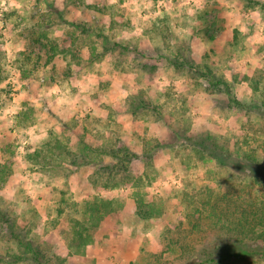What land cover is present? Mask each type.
I'll return each instance as SVG.
<instances>
[{
  "label": "rangeland",
  "instance_id": "374dc122",
  "mask_svg": "<svg viewBox=\"0 0 264 264\" xmlns=\"http://www.w3.org/2000/svg\"><path fill=\"white\" fill-rule=\"evenodd\" d=\"M44 33L60 47L77 39L81 62H47ZM54 140L77 155L49 167L31 160ZM196 141H229L241 158L223 165L198 155ZM84 143L140 153L132 178L111 177L104 165L118 161L86 156ZM246 155L260 167L246 166ZM0 166V209L67 264L180 263L179 224L188 228L190 212L209 213L226 192L237 221L245 210L264 213V0H0ZM96 200L107 208L89 211ZM84 219L91 233L72 247ZM221 225L206 220L183 236L233 248L236 264H264V238L231 244ZM2 226L0 264H17L22 253Z\"/></svg>",
  "mask_w": 264,
  "mask_h": 264
},
{
  "label": "trees",
  "instance_id": "16d2710c",
  "mask_svg": "<svg viewBox=\"0 0 264 264\" xmlns=\"http://www.w3.org/2000/svg\"><path fill=\"white\" fill-rule=\"evenodd\" d=\"M78 27H81L80 25ZM88 30L86 28H82V33H87ZM102 32V31H101ZM48 37L46 33H44L43 37ZM100 36H103L105 38H108L106 35H103V33H100ZM49 38V37H48ZM77 41V39H76ZM76 41L73 40L71 43L72 45L70 47H60V44L52 39L49 38L48 45L45 46L47 51V56L49 57L47 59V62H50L53 60L56 56L65 55V57L69 56L68 58L74 61H77L78 64L81 62V55L78 50H75ZM43 44V43H42ZM39 58H42L40 55ZM38 58V59H39ZM31 59V54L26 56V60L29 61ZM72 62V61H71ZM20 69L25 68V63L20 62L19 64ZM26 69L33 73L32 69L27 68ZM29 110L33 111L32 108H29ZM31 116V115H28ZM212 139V137H209ZM214 140V138H213ZM192 149L200 156H204L205 154L210 158H217L219 159L223 165H232L234 166V157L240 159L241 155L239 152L234 151V149L231 148L230 142L226 141L223 145H216V146H205L203 141H196V143H193ZM153 145L146 144L142 147V154L143 155H150V152L153 150ZM84 149L83 152L86 154V156L93 158L94 160H98V158L94 157L93 155L96 152L105 153V154H111L113 158H115L118 163L114 166H108L104 165V170L110 171L109 175L111 177L114 176V174L118 173L120 174V171H129L127 175V178L131 179L132 175L130 172V166L133 162V159L138 158L140 153H133L130 151L129 148L126 147H115L110 146L109 149L102 148L98 149L95 148L91 144L84 143ZM50 150L49 152L44 151H36V153L32 156L30 155V158L32 161L36 163H40L44 167H49L54 163V157L65 159V157H75L77 155V152L69 149L67 145L62 143L61 141L54 140L53 143H51L50 147H48ZM55 149V150H54ZM51 153H54L51 155ZM36 156V157H35ZM35 158L37 160H35ZM150 158V157H149ZM247 162L246 166H249L250 169H258L260 167V164L256 159L253 157L246 155ZM253 159V160H252ZM241 162V161H240ZM238 163V162H237ZM243 167V166H242ZM0 166V173H4L6 168H2ZM116 172V173H115ZM1 174V175H2ZM0 175V176H1ZM113 181H107L105 183V188L107 187H115L118 184L124 183L127 180L123 177L121 180L116 181L115 179H112ZM100 201V202H99ZM95 201L92 205L87 204V208L89 211H96L100 212L102 208H107V201L105 200H99ZM211 204L209 213H205L203 211H197V212H190V215L188 216V225L189 227L186 228V224L180 223L178 227L177 232V238L172 242L173 244L176 243L178 240H182V246H181V254L179 256L180 263L176 264H236V260L238 259L237 253L234 252L233 248L224 247L221 244L216 245L213 249H211L209 246L205 245V243L200 240L198 245H194L192 242L187 243L188 235L193 236L198 232L202 225L206 220L215 221L217 220V224H222L219 226L222 230L227 229V231L223 234V237L227 239L228 241H231V244L239 243L243 246H247L248 243H252L257 245L258 238H264V231H262V235L259 233V229L263 228L264 226V213L262 211H259V208H256V210L251 213V215L248 214V211L241 212V217L244 218L243 221L236 220L235 216H237L238 209H236V202L234 201V193L226 192L221 196L215 197L214 201L209 202ZM257 207V206H256ZM139 212L142 213L145 217L151 216L153 214L154 210L148 209L147 205L140 204ZM147 216H146V215ZM84 223L79 222L76 224L75 229V235L74 239L70 242V246L81 248L86 244V239L90 235V228L87 227L86 223L87 221L84 219ZM0 224L6 225L5 232L8 231L11 233V236L14 240L17 241L19 250L22 254L15 255V260L17 261V264H67V260L65 258H62L59 255L56 254H47V252L44 250V247L42 245H35L30 238L31 235V229H25L26 232L23 233L22 230H19V227L17 225L16 220L12 221L9 214L5 211H2L0 209ZM3 227V226H2ZM188 231V235L186 234L183 236V233ZM229 232V233H228ZM235 234V236H234ZM175 235V234H174ZM183 236V237H182ZM255 236V237H254ZM252 237V238H250ZM202 242V243H201ZM180 243V242H179ZM16 264V263H12Z\"/></svg>",
  "mask_w": 264,
  "mask_h": 264
}]
</instances>
